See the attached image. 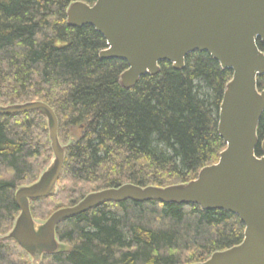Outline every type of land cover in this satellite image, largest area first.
Instances as JSON below:
<instances>
[{
	"label": "trees",
	"instance_id": "trees-1",
	"mask_svg": "<svg viewBox=\"0 0 264 264\" xmlns=\"http://www.w3.org/2000/svg\"><path fill=\"white\" fill-rule=\"evenodd\" d=\"M75 2L95 0H0V107L47 105L65 148L55 193L29 202L39 223L91 193L189 183L225 148L217 115L230 70L193 53L181 70L160 63L157 75L125 90L119 82L126 64L98 57L103 38L91 27L67 26ZM257 85L264 87L263 77ZM72 131L78 137L71 144ZM257 138H264V113ZM51 160L45 118L0 115V264H30L5 237L19 215L15 192L35 183ZM243 233L240 220L223 211L107 203L62 221L55 229L59 250L40 264H197L239 245Z\"/></svg>",
	"mask_w": 264,
	"mask_h": 264
},
{
	"label": "water",
	"instance_id": "water-1",
	"mask_svg": "<svg viewBox=\"0 0 264 264\" xmlns=\"http://www.w3.org/2000/svg\"><path fill=\"white\" fill-rule=\"evenodd\" d=\"M66 24L73 29L91 27L103 38L106 48L98 57L126 64L119 82L125 90L145 75H157L160 63L181 70L184 59L193 53H205L222 70H230L217 115V134L225 148L216 164L201 169L189 183L166 188L123 185L91 193L41 224L32 219L29 202L56 191L65 156L57 137V118L40 102L0 107V115L36 112L45 118L53 155L35 183L15 192L19 215L5 239L14 242L30 264H40L44 256L59 250L55 229L62 221L102 204L154 201L227 212L243 224L239 245L197 264H264V138L260 143L257 138L264 113V88L259 91L257 85V78L264 77V0L75 2L66 10Z\"/></svg>",
	"mask_w": 264,
	"mask_h": 264
},
{
	"label": "rangeland",
	"instance_id": "rangeland-1",
	"mask_svg": "<svg viewBox=\"0 0 264 264\" xmlns=\"http://www.w3.org/2000/svg\"><path fill=\"white\" fill-rule=\"evenodd\" d=\"M259 87H261V86H259ZM77 137H78V135H77V133L75 132V131H72L71 133H70V136H69V138L68 139H70V143L72 144V143H74L76 140H77ZM60 144H62V143H60ZM62 146V145H61ZM51 155H52V151H51ZM52 158H53V155H52ZM45 171V170H44ZM36 223H39V222H36ZM41 223V222H40ZM43 223V222H42ZM41 223V224H42Z\"/></svg>",
	"mask_w": 264,
	"mask_h": 264
}]
</instances>
